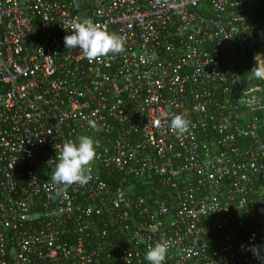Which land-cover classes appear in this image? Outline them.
<instances>
[{"label":"built area","instance_id":"obj_1","mask_svg":"<svg viewBox=\"0 0 264 264\" xmlns=\"http://www.w3.org/2000/svg\"><path fill=\"white\" fill-rule=\"evenodd\" d=\"M88 19L126 51L67 49ZM260 52L264 0H0V264H148L157 242L165 264H258L264 82L244 59ZM82 135L91 179L56 196Z\"/></svg>","mask_w":264,"mask_h":264},{"label":"clouds","instance_id":"obj_2","mask_svg":"<svg viewBox=\"0 0 264 264\" xmlns=\"http://www.w3.org/2000/svg\"><path fill=\"white\" fill-rule=\"evenodd\" d=\"M126 43V36L110 33L90 19L74 23L71 32L64 38L67 49L81 50L90 62L109 54L124 53ZM254 60L255 65L249 73L256 80L264 82V52L257 53ZM255 103L256 97L253 96L249 104L255 105ZM167 115L168 113H165V116ZM88 126L95 128L96 122L89 120ZM169 128L177 136H183L189 131L190 121L183 115H175L170 121ZM97 146V141L83 135L76 140L69 139L63 143L59 149L58 163L51 176L53 184L60 186L56 189V196H62L73 185L84 186L89 182L91 164L96 157ZM170 247L169 242L155 243L149 247L145 260L148 264H165ZM244 247L241 246L242 249ZM248 251L252 252L258 264H264V245H254L248 248Z\"/></svg>","mask_w":264,"mask_h":264},{"label":"trees","instance_id":"obj_3","mask_svg":"<svg viewBox=\"0 0 264 264\" xmlns=\"http://www.w3.org/2000/svg\"><path fill=\"white\" fill-rule=\"evenodd\" d=\"M258 19L260 18L258 17ZM254 57L255 55L250 54V56H247L246 59H244V66L249 70H251L255 65Z\"/></svg>","mask_w":264,"mask_h":264},{"label":"water","instance_id":"obj_4","mask_svg":"<svg viewBox=\"0 0 264 264\" xmlns=\"http://www.w3.org/2000/svg\"><path fill=\"white\" fill-rule=\"evenodd\" d=\"M261 213H264V210H262Z\"/></svg>","mask_w":264,"mask_h":264}]
</instances>
